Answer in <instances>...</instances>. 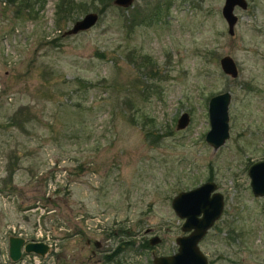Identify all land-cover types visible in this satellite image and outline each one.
<instances>
[{"label": "rangeland", "instance_id": "obj_1", "mask_svg": "<svg viewBox=\"0 0 264 264\" xmlns=\"http://www.w3.org/2000/svg\"><path fill=\"white\" fill-rule=\"evenodd\" d=\"M59 2L20 19L0 0V264L12 234L50 244L12 264H154L187 233L172 197L206 180L223 195L198 243L208 263L264 264V196L248 175L264 158V0L234 7L233 34L224 0H74L86 9L57 23ZM87 11L97 22L64 35ZM223 91L229 136L213 148L208 99Z\"/></svg>", "mask_w": 264, "mask_h": 264}, {"label": "water", "instance_id": "obj_2", "mask_svg": "<svg viewBox=\"0 0 264 264\" xmlns=\"http://www.w3.org/2000/svg\"><path fill=\"white\" fill-rule=\"evenodd\" d=\"M134 0H112L121 7L130 6ZM238 5L246 8V0H224L221 13L228 26V32L234 33V25L237 15L234 7ZM99 18L96 11H87L83 16L74 20L72 25L63 31V34H72L93 26ZM222 70L235 77L238 75V67L232 56L224 54L220 57ZM230 92L223 91L213 94L208 99V118L210 127L205 133L206 141L213 146L219 147L229 136L228 105ZM189 113L184 111L177 119V129L185 127L189 122ZM250 186L255 195L264 196V158L250 164L248 168ZM216 183L206 180L192 188L181 190L171 199L174 212L184 218L181 229L187 233L175 238L176 251L171 254L153 255L154 264H209L207 256L199 247L200 239L207 230L219 218L223 209V195L216 191ZM264 209V206H263ZM149 231V228L146 232ZM158 236L150 238V244L159 241ZM99 245V243H98ZM50 250V244L44 240H27L25 237L12 234L8 237V256L13 262L19 261L24 254L45 256Z\"/></svg>", "mask_w": 264, "mask_h": 264}, {"label": "trees", "instance_id": "obj_3", "mask_svg": "<svg viewBox=\"0 0 264 264\" xmlns=\"http://www.w3.org/2000/svg\"><path fill=\"white\" fill-rule=\"evenodd\" d=\"M3 1L7 4L8 7L14 9L16 17L20 19L21 18L26 19V18H34L35 15L38 13V11L42 9L45 0H3ZM101 1L103 5L106 6L109 5L112 0H101ZM73 7L80 11L86 9L85 3L76 4L74 0H60V2L57 4L56 7L57 23L59 19H64L65 17L71 18L73 13L72 12ZM144 58L145 60L142 66L147 67L150 65L149 71L151 72V74L149 75L150 72L148 71V75L146 77L147 78L153 77L156 73V69H155L156 67H154L156 64L149 55H146ZM128 97L125 98L124 103L132 105L133 104L132 99ZM146 135H151V132H147ZM145 245H147V242H145ZM107 258L108 260H113V258H111V256L109 255H107Z\"/></svg>", "mask_w": 264, "mask_h": 264}, {"label": "flooded vegetation", "instance_id": "obj_4", "mask_svg": "<svg viewBox=\"0 0 264 264\" xmlns=\"http://www.w3.org/2000/svg\"><path fill=\"white\" fill-rule=\"evenodd\" d=\"M89 242H90V241L87 240V243H88V244H89ZM94 243L96 244V246H100V242H99V241H94ZM98 243H99V245H98ZM8 258H9V257H8ZM21 259H22V258H21ZM21 259H20V260H21ZM20 260H19V261H20ZM17 262H18V261H17ZM17 262H13L12 260H10L9 264L17 263Z\"/></svg>", "mask_w": 264, "mask_h": 264}]
</instances>
